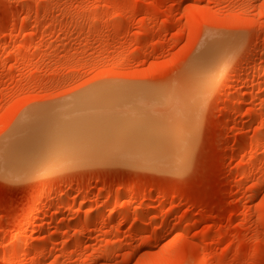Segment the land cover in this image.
<instances>
[{
  "label": "rangeland",
  "instance_id": "rangeland-1",
  "mask_svg": "<svg viewBox=\"0 0 264 264\" xmlns=\"http://www.w3.org/2000/svg\"><path fill=\"white\" fill-rule=\"evenodd\" d=\"M0 160V264H264V0H0Z\"/></svg>",
  "mask_w": 264,
  "mask_h": 264
},
{
  "label": "bare ground",
  "instance_id": "bare-ground-1",
  "mask_svg": "<svg viewBox=\"0 0 264 264\" xmlns=\"http://www.w3.org/2000/svg\"><path fill=\"white\" fill-rule=\"evenodd\" d=\"M221 39H222V38H221ZM225 39H226V38H225ZM227 41H229V39H228ZM210 42H212V41H210ZM220 42H221V41H220ZM209 44H210V43H209ZM220 45H221V43H220ZM226 46H228V43H227V45H225V50H226ZM204 48H205V47H204ZM218 48H219V47H218ZM222 48H224V47H222ZM222 48H221V49H222ZM229 48H230V46H229ZM205 50H206V49H205ZM201 52L204 53L203 51H201ZM225 52H226V51H225ZM228 52H229V51L227 50V53H228ZM205 54H206V53L203 54L204 57H205ZM206 55H208V54H206ZM208 56H209V55H208ZM209 57H210V56H209ZM202 58H203V56H202ZM205 58H206V57H205ZM209 59H210V58H209ZM210 60H211V59H210ZM209 62H210V61H209ZM195 63H196V62H195ZM198 64H199V63H197V67H195L194 70H196V69H198V68H202V70H200V72H199V69H198V71H197L199 74H201V73H203V68H204V67H203V64H202V67H201V66L198 67ZM205 64L207 65V63H205ZM209 65H210V64H209ZM209 65H207V67H208ZM213 65H214V64H213ZM218 65H219V64H218ZM194 66H195V65H194ZM210 67H211V66H210ZM210 67H209V68H210ZM209 68H207V69H209ZM205 70H206V68H205ZM213 70H214V69H213ZM211 72H212V71H211ZM193 74H194V73H193ZM196 74H197V73L195 72L194 75L196 76ZM199 74H198V75H199ZM202 75H205V74H202ZM208 76H209V75H208ZM203 77H204V76H203ZM208 78H209V77H207V80H208ZM200 81H202V80H200ZM202 83H205V82H202ZM202 83H201V84H202ZM112 84H113V83H112ZM113 85H114V84H113ZM109 86H111V85H109ZM122 87H123V85H122ZM122 87H121V89H122ZM116 88H117V87H116ZM116 88H114V89H116ZM99 90H100V89H99ZM105 98H106V97H105ZM111 98H112V97H111ZM111 98H110V99H111ZM108 99H109V98H108ZM111 100H112V99H111ZM111 100H108L109 103H112L114 99L112 100V102H110ZM94 101H95V99H93L92 102H94ZM80 102H81V101H80ZM104 102H106V101H104ZM78 103H79V101H78ZM78 103H77V106H78ZM88 103H89V102H88ZM95 103H96V101H95ZM97 103H98V101H97ZM101 103H102V102H100V105H101ZM109 103H108V104H109ZM80 104H82V103H79V105H80ZM96 105H97V104H96ZM104 105H105V104H104ZM77 106H76V107H77ZM85 107H86V106H85ZM71 108H72V107H71ZM77 108H78V107H77ZM77 108H76V109H77ZM86 108H87V107H86ZM89 108H90V107H89ZM79 109H80V108H79ZM79 109H78V110H79ZM82 109H83V108H82ZM91 109H92V108H91ZM91 109H90V110H91ZM94 109H95V108H94ZM73 110H74V109H73ZM80 110H81V109H80ZM90 110H86V109H84V111H86V114H88V112H89L90 115H86V114H84V111L82 110V111H83V115L86 116V119H87L88 116H89V117H90L91 115L94 116V112H92L93 109L91 110V112H90ZM49 111H50V110H49ZM87 111H88V112H87ZM95 111H96V110H95ZM40 112H41V110H40ZM40 112H39V113H40ZM44 112H45V111H44ZM50 112H51V111H50ZM50 112H49V113H50ZM75 112H76V111H75ZM75 112L72 111L71 114L73 115ZM97 112H101V110H100V111L97 110V111L95 112V114H97L98 116H101L102 113L99 115V113H97ZM56 113H57V112H56ZM56 113H54V114H56ZM77 113H78V114H77ZM79 113H80V115H81V112H76L75 115L78 116ZM91 113H92V114H91ZM61 114L63 115V113H61ZM66 114H67V113H66ZM51 115H52V113L49 114L50 117H51ZM58 115H59V113H58ZM45 116H46V114H45ZM54 116H55V115H54ZM54 116H53V117H54ZM56 116H57V115H56ZM56 116H55V118H54L55 121H56V118H57ZM68 116H69V114H68ZM73 116H74V115H73ZM77 116H76V117H77ZM92 116H91V117H92ZM32 117H33V116H32ZM43 117H44V116H43ZM47 118H48V116L44 118V119H45L44 121H46ZM64 118H65V117H64ZM64 118H59V119H63V120H64ZM66 118H67V117H66ZM70 118H72V117L70 116ZM78 118H79V117H78ZM78 118H77V120H78ZM80 118H81V119H79V120H80L79 123L82 122L81 120H82L83 116H80ZM94 118H95V117H94ZM96 118H97V117H96ZM96 118H95V119H96ZM100 118H101V117H100ZM28 119H29V118H28ZM38 119H39V118H38ZM50 119H51V118H50ZM52 119H53V118H52ZM54 119H53L52 122H55ZM59 119H57V120H59ZM75 119H76V118H75ZM86 119H85V117L83 118V124H84V122H85ZM92 119H93V118H92ZM69 120H70V119H69ZM88 120H89V118H88ZM102 120H103V119H102ZM110 120H111V119H110ZM26 121H27V120H25V122H26ZM33 121H35V120L33 119ZM47 121H48V120H47ZM50 121H51V120H49V122H50ZM61 121H62V120H61ZM70 121H71V123H72V121H73V123H74V120L71 119ZM97 121H98V120H97ZM100 121H101V120H100ZM25 122H24V123H25ZM98 122H99V121H98ZM28 123H29V122H27V125H29ZM31 123H32V122H31ZM75 123H76V122H75ZM75 123H74V124H75ZM77 123H78V122H77ZM91 123H92V122H91ZM91 123H90V124H91ZM99 123H100V122H99ZM99 123H98V124H99ZM33 124H35V126H34ZM33 124H30V125H32V127L34 126L33 128H31L32 130H34V133L37 132V130L39 129L40 133L42 132V133L46 134L45 132L41 131L42 129L40 130V128H39L38 125H36V124H38V123H35V122H34ZM42 124L45 125V123H43V122H42ZM68 124H69V123H68ZM88 124H89V123H88ZM94 124H96V121H95ZM94 124H93V125L91 124V126L93 127ZM22 125H23V123H22ZM70 125H71V124H70ZM77 125H81V123H80V124H77ZM23 126H24V125H23ZM59 126H60V122H59ZM66 126H67V125H66ZM88 126H89V125H88ZM96 126H97V124H96ZM20 127H22V126H20ZM27 127H28V126H27ZM57 127H58V126H57ZM57 127H55V125L53 124L52 127L49 129V133H51V134L49 135V139H48L47 137L44 138V139H48L49 142H47V144L50 143V145H47V147H46V150H47L48 146H49L48 149H50L48 152L46 151L47 153H49V152L51 153L54 149L56 150L57 148H55V147H57V146L59 145V143H60V139H58L57 136L54 134V133L56 132V131H55V128H57ZM64 127H65V126H64ZM68 127H69V125H68L66 128H68ZM76 127H77V126H76ZM76 127H75V129H76ZM97 127H98V126H97ZM99 127H100V126H99ZM25 128H26V127H25ZM28 128H29V127H28ZM41 128H42V127H41ZM59 128H60V127H59ZM59 128H58V129H59ZM61 128H62V127H61ZM66 128H62V129H66ZM77 128H78V127H77ZM89 128H90V127L87 128V126H86V129H88L87 132H89ZM93 128H94V127H93ZM100 128H101V127H100ZM100 128H99V129H100ZM23 129H24V127L21 128V130H23ZM68 129H69V128H68ZM19 130H20V128H19ZM27 130H28V129H27ZM43 130H44V129H43ZM56 130H57V129H56ZM60 130H61V129H60ZM76 130H77V129H76ZM16 131H17V129H16ZM29 131H30V130H29ZM29 131H28V132H29ZM90 131H91V130H90ZM18 132H19V131H18ZM22 132H23V131H22ZM32 132H33V131H32ZM46 132L48 133V130H47ZM62 132H65V131L62 130ZM93 132H95V131H93ZM15 133H16V132H15ZM19 133H20V132H19ZM23 133H24V132H23ZM30 133H31V132H30ZM40 133H39V134H40ZM57 133H58V132H57ZM79 133H80V132H79ZM16 134H17V133H16ZM21 134H22V133H21ZM39 134H38V133H35V134H29V135L27 134V135L25 136V140H26V141H27V140H28V142L31 141V145H30V149H31V150H29V154H30V157H31V162H32V163L34 162L33 164H35V161H36V160H37V161H40V160H41V159L38 160V159H39V156H40V158H42V159H44V160H45L44 156H45V155L47 156V154H45V153H43V154H44L43 157H41V155H38L39 153H38L37 155L33 156V154L35 153V148L37 147L36 149H39V145H40L39 143H41V142H40V141H41V134H40V135H39ZM58 134H59V133H58ZM70 134H71V132H70ZM19 135H20V134H19ZM78 135H79V134H78ZM82 135H83V134H82ZM82 135H81L80 137H82ZM91 135L94 136V134H93L92 132H91ZM95 135H96V132H95ZM15 136H16V135H15ZM84 136H85V135H84ZM21 137L23 138V136H21ZM75 137H76V136H75ZM17 138H18V137H17ZM42 138H43V137H42ZM88 138H89V137H88ZM92 138H95V136L92 137ZM20 139H21V138H20ZM44 139H43V141H44ZM22 140L26 143V141L24 140V138H23ZM22 140H21V141H18V142H19V143H20V142H23ZM12 141L15 142L16 140H15V139H14V140L12 139ZM43 141H42V143H43ZM45 141H47V140H45ZM45 141H44V142H45ZM71 141H72V140H71ZM69 142H70V141H69ZM78 142L80 143L81 141H78ZM97 142H98V141H97ZM97 142H96V143H97ZM7 143H8V142H7ZM7 143H6V144H7ZM16 143H17V142H16ZM19 143H18V144H19ZM81 143H82V142H81ZM10 144H11V142H10ZM10 144L8 143V146L6 147L8 150H9L8 147H9ZM23 144H24V143H23ZM38 144H39V145H38ZM60 144H61V143H60ZM63 144H65V143L62 142L61 146H62ZM3 145H4V144H3ZM37 145H38V146H37ZM91 145H93V144H91ZM96 145H97V144H96ZM10 146L12 147L13 145H10ZM15 146H16V144H15ZM45 146H46V145H45ZM45 146H44V147H45ZM23 147H24V145H23ZM63 147H64V146H63ZM17 148H18V150L15 151L16 155L19 154L18 152H22V151H23V149H22V151H20L21 148H20V150H19V147H17ZM59 148H60V147H59ZM61 148H62V147H61ZM64 148H65V147H64ZM7 149H6V153H9V151H7ZM12 149H13V148H12ZM12 149H11V151H12ZM27 149H28V148H27ZM44 149H45V148H44ZM65 149H66V148H65ZM67 149L69 150V147H67ZM39 150H40V149H39ZM51 150H52V151H51ZM55 150H54V151H55ZM59 150H60V149H59ZM3 151H4V150H3ZM57 151H58V149H57ZM57 151H56V153H58ZM1 152H2V151H1ZM13 153H14V152H11L12 157H10V153H9V155L6 154L5 158H6L7 156L9 157V158L7 157L6 160H8V159L10 160V158H11V160H10V161L8 160V161H9V162H12V158H15V155H14V157H13ZM25 153H27V151L24 152V154L22 153V155H24V157H25V156L27 157L28 154L25 155ZM54 153H55V152H54ZM59 153H62V152L59 151ZM52 155H53V153H52ZM54 155L56 156L57 154H54ZM3 156H4V155H3ZM3 156H2V157H3ZM46 156H45V157H46ZM58 156H59V155H58ZM36 157H38V158H36ZM53 157H54V156H53ZM27 158H28V160H29V155H28ZM54 158H55V159L53 160L52 167H53V165L55 164V161H56V159H57L56 157H54ZM17 159H18V158H15V160H17ZM32 159H33V160H32ZM20 160H21V158H19V161H20ZM44 160H43V161H44ZM46 160H47V159H46ZM57 160H58V159H57ZM19 161L17 160L16 162L10 163L11 165L13 164L12 166L9 165V164L6 165L5 168H4L5 173H7V174H11V176L13 175V176H15V177H16V176L18 177V176L20 175V173L22 172V171H21V166L18 165V164L20 163ZM49 161H50V160H49ZM22 162H23V163H22L23 167H25V166H24L25 162H24V161H22ZM41 162H42V161H40V163H41ZM44 162H45V161H44ZM50 162H51V161H50ZM56 162H57V161H56ZM0 163L2 164L1 160H0ZM37 164H38V163H37ZM44 164H45V163H44ZM49 164H51V163H49ZM58 164H59V162H57L56 165H58ZM35 166H36V164H35ZM49 166H50V167H49ZM2 167H3V166H2ZM31 167H32V168H30V169H33V170H34V171H31L32 173H36V169L39 170V169H38L39 166H37L36 169H34V166H31ZM47 167H48V168H51V165H48V163H47ZM54 167H55V165H54ZM27 169H28V168H27ZM28 171H29V170H28ZM29 172H30V171H29ZM5 173H4V174H5ZM22 173H24V172H22ZM6 176H7V175H6ZM9 177H10V176H9ZM18 178H19V177H18ZM18 178H16V179H18ZM6 179H7V178H6ZM120 217H121V215H120ZM127 217H128V216H127ZM118 218H119V217H118ZM124 219H125V216H124ZM87 220H90V221H91V220H95V218L88 217ZM125 220H126V219H125ZM92 222H94V221H92ZM38 248H39V247H38ZM32 249H33V248H32Z\"/></svg>",
  "mask_w": 264,
  "mask_h": 264
}]
</instances>
